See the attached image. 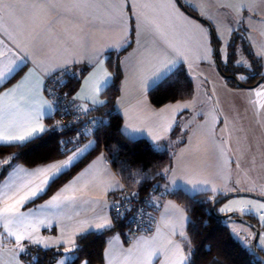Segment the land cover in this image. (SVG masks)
I'll list each match as a JSON object with an SVG mask.
<instances>
[{
  "label": "crops",
  "instance_id": "crops-1",
  "mask_svg": "<svg viewBox=\"0 0 264 264\" xmlns=\"http://www.w3.org/2000/svg\"><path fill=\"white\" fill-rule=\"evenodd\" d=\"M220 1L223 4L229 3V0ZM5 2L19 5V8L16 10L14 20H0V54L9 52L7 59H0V66L13 56H20L23 53H27L31 63L24 73L0 88V92L8 91L21 81L22 88L17 95L37 90L40 88L39 81L43 80L45 84L47 75L70 65H79L88 66V70L75 96L81 93L82 89H85V92L81 94L92 95L95 81L103 78L105 73L110 74L109 85L113 82L114 74L106 62L107 54L110 51L123 50L120 56L123 74L114 108L123 117L124 133L134 139L145 138L156 146L177 149V152H172L174 161L172 168L167 172L166 182L154 193L156 200L160 201V206L151 224V232L138 233L129 243L124 241L121 234L113 233L107 240L104 261L101 264H109L110 261L111 264H119V254L129 250L133 254L128 258V264H136L140 252L134 245L138 240L145 239L154 242V247L159 250V255L153 256L152 264H172L178 250L188 257L185 241L190 215L185 207L169 196V193L181 189L191 195L209 193L215 197L223 192L239 190L238 187L231 188L233 179L231 173L237 166L235 156L238 152H235V155L233 152H226L224 140L215 136L214 112L206 118L193 117L194 93L191 98L156 106L152 103L149 92L155 86L152 83L154 75L167 62H176L173 71L180 66H185L189 72V66L192 65H212L215 57L210 28L197 16L184 10L177 0H5ZM182 2L186 6H191L198 16L209 21H212L208 17L209 10H217L216 0ZM52 4L57 6L55 11H49L44 7ZM2 15L3 13H0V16ZM120 16L123 17L122 20L114 19ZM13 41L20 45L19 49L14 46ZM204 42L211 46V54L207 59L202 58L205 55L202 47ZM121 44L123 46L118 47ZM49 69H53L50 74ZM28 70H33L35 75L22 80ZM86 80L89 81L87 86ZM106 88L96 97L103 101V104L107 100L103 95ZM37 99L50 101L45 91H40ZM54 112L55 107L53 115ZM189 117L194 121H190ZM48 120L49 118L45 117L42 123L49 129ZM193 124L194 129L190 133L189 126ZM180 133L186 135V140L180 139L175 142ZM90 141L93 142V148L96 141L90 139L74 150L83 148ZM92 148L85 152L83 157ZM72 152L73 150L68 155ZM68 155L34 167L23 163L15 164L0 181V201L3 200L2 194L8 191L6 185L17 180L18 175L22 176V173L18 174V169L32 171L65 160ZM1 166L0 158V169ZM65 185L82 189L75 192L77 201L57 215L46 210L40 219H44L45 215L48 218L44 219V223L37 224V230L32 233L34 239L51 242L50 246L44 247L28 239L21 241L24 248L30 244L42 248H63L64 254L55 264H60L61 261L67 264L69 261L67 256L72 255L65 251L70 247L69 244H57L55 241L74 238L77 243L78 236L73 237L72 233L80 222L90 221L96 213L102 212L111 221L110 228L113 227L112 204L115 198L111 195L126 190L125 183L114 170L106 153L102 151L49 196L44 197L48 189L46 194L26 204L21 211L29 212L46 204ZM192 185H196L199 190H194ZM246 202L238 204L222 202L218 205V211L221 214L240 211L239 206L243 207ZM3 206L4 204L0 202V207ZM226 207L237 210L222 212L221 209ZM225 220L241 223L232 218ZM229 227L231 229V225ZM104 230L106 229H93L89 232ZM254 234L253 231V236ZM13 250H16L14 237L8 236L3 224L0 223V262L15 264L11 260ZM113 252L115 255L110 256L109 253ZM17 259L19 264H30L24 259L23 253H19Z\"/></svg>",
  "mask_w": 264,
  "mask_h": 264
},
{
  "label": "trees",
  "instance_id": "trees-1",
  "mask_svg": "<svg viewBox=\"0 0 264 264\" xmlns=\"http://www.w3.org/2000/svg\"><path fill=\"white\" fill-rule=\"evenodd\" d=\"M186 7L191 13L196 14L191 6L187 5ZM236 44V38H234L229 46L228 63H221L223 71L227 74H236L247 70L245 67L235 64ZM122 52L123 50L120 52L110 51L107 54L106 62L114 77L113 82L103 92L107 100L102 108L107 113L108 119L104 127L94 134L95 146L82 158V162L62 176L44 197L49 196L94 156L104 151L129 192L138 194L141 199L151 195L160 206V201L156 200L154 193L162 188L166 182L167 172L173 166L174 155L172 150L174 151V148L156 146L145 138L134 139L124 133L123 117L114 108L115 100L120 92V82L123 74L120 65ZM252 53L249 52L256 66V70L253 71H259L261 68L260 61ZM75 66L77 68L76 72L66 76L64 87L71 94L77 92L88 70V66ZM225 79L229 84L237 85L233 80ZM252 82L253 80L246 81L248 84ZM193 93L194 82L186 67L180 66L173 71L169 79L158 86L155 85L150 90L149 96L154 105L161 106L171 101L190 98ZM57 119L58 115L55 113L53 118L48 120L50 123L49 131H46L41 138L33 140L26 146L0 148L2 161L11 157L8 164L2 163L0 181L17 163H23L29 167L38 166L61 159L78 147L66 142V136L70 131L53 127L56 125ZM65 152L66 154H62ZM124 193V191L112 193L111 197L115 200H123ZM169 196L185 207L190 215L185 241L189 264H262L263 259L253 253L250 247H247L233 236L225 220L211 212V205L216 196L214 197L209 193L191 195L181 189L170 192ZM113 211L112 209V213ZM216 211L220 213L218 207ZM245 214L250 218L256 217L252 214ZM125 215H127V218H131L133 213L126 212ZM155 215L156 213H151V223ZM113 217L114 225L112 228L101 232H88L84 237L78 236V248L71 253L74 259L69 260L67 264H81L83 261H86L87 264L103 263L107 240L115 232L121 234L124 241L129 243L128 236L131 227L127 223V218ZM260 252L264 254L262 250ZM63 254V248H42L31 244L27 245L23 252L24 259L30 264H55L56 260Z\"/></svg>",
  "mask_w": 264,
  "mask_h": 264
},
{
  "label": "snow or ice",
  "instance_id": "snow-or-ice-1",
  "mask_svg": "<svg viewBox=\"0 0 264 264\" xmlns=\"http://www.w3.org/2000/svg\"><path fill=\"white\" fill-rule=\"evenodd\" d=\"M49 11H55L56 5H45ZM73 7H78V5H73ZM122 7V6H117ZM19 5H14L11 3H6L5 0H0V13H3L0 16V20L8 19L14 20L17 15V9ZM114 19L122 20L123 17ZM14 46L19 49L20 45L15 44ZM123 45H118L122 47ZM204 48L205 55L203 59H207L211 54V46L209 43L204 42L202 44ZM21 51H23L21 49ZM9 57V52H4L0 54V59H7ZM29 63H31V58L27 53H23L20 56H13L11 59H8L6 63L0 66V88L5 87L11 80H14L21 73L25 72V69L28 68ZM243 61H237L238 65H243ZM175 61H170L165 64L157 71L154 75L152 83L155 85L162 84L165 80L169 79L170 75L173 73L175 68ZM64 67V66H58ZM53 69H49V74ZM65 71L67 69L65 68ZM35 75L33 70H28L26 75L22 77L27 79ZM74 75V74H73ZM92 79L91 77L89 78ZM110 74L105 73L103 78L95 81L93 85L92 95L81 94L85 92V89L81 90V93H78L73 100H90L93 105L103 104V101L97 99L96 97L101 92L102 89L109 86ZM89 83L88 80L85 81L87 86ZM65 81L61 80L59 85L64 86ZM40 88L37 90L30 91L28 93H23L17 95L18 91L22 88V81L18 82L15 86L8 89V91L0 92V148L5 146L10 147H24L33 140L39 139L42 137V134L49 129L42 123V120L47 117L49 119L53 118L54 111V101L48 100H39L38 97L40 91H47L48 94L52 97H56V93L53 89L45 86L44 81H39ZM257 96L264 95L262 92H257ZM185 107H187L185 105ZM78 111L87 113L89 108L84 105H76ZM64 114H67V110ZM103 124V121H97L96 126L99 127ZM59 127V125H54ZM93 142L90 141L83 148L78 150H73L71 155L67 156V159L62 160L56 163H50L46 166L38 167L32 171H26L21 168L18 169V174L22 173V176L18 175L17 180H14L11 184L6 185L8 191H5L3 195V200L0 201L4 204L3 207H0V223L3 224L4 230L7 235L14 237V242L16 244V250H13L11 260L15 264H19L17 256L19 253H23L25 248L21 244V241L28 239L35 244H42L44 247H49L51 242L44 241L41 239H34L32 233L37 230L36 225L44 223V219L48 217L45 215L44 219H40L41 215H44L46 210L54 215L59 214L65 208L73 205L78 197L75 195L76 191L82 189H74L69 185H65L60 191L52 196V198L43 205H40L38 208L29 211L23 212V208L26 204L34 202L36 198L46 194L47 190L55 185L62 176L66 175L68 171L78 166L82 162L81 157L92 148ZM62 154H66L62 153ZM9 159L3 160V164H8ZM79 179V178H77ZM18 181V182H17ZM175 183V181L173 182ZM191 183V182H189ZM194 190L197 189L196 185H192ZM8 201H12L8 203ZM250 203V202H249ZM264 209V203H261L258 206V210ZM234 211L237 209L233 208H224L221 211ZM240 211H245V209H239ZM177 211H179L177 209ZM31 218V219H30ZM264 220V217H261ZM86 225V227H85ZM111 227V221L101 212L96 213L95 216L90 221H83L76 225L75 231L72 233V236H81L84 237L88 234L89 231L103 230ZM31 229V231H29ZM57 244L65 243L69 244L70 247L65 251L66 253H72L75 249L78 248V245L74 238L64 239L55 241ZM171 244V241L168 242ZM134 247L140 252V255L137 258L136 264H152L153 256L159 255V250L154 247V242L148 240H138ZM132 251L119 254V264H128V258L132 256ZM110 256L115 255V253H109ZM67 259L72 260L74 257L68 255ZM188 257L185 256L182 252H177L176 259L172 264H187ZM3 264V262H0ZM63 264V261L60 262ZM87 264V262H85ZM111 264V261L109 262Z\"/></svg>",
  "mask_w": 264,
  "mask_h": 264
},
{
  "label": "rangeland",
  "instance_id": "rangeland-1",
  "mask_svg": "<svg viewBox=\"0 0 264 264\" xmlns=\"http://www.w3.org/2000/svg\"><path fill=\"white\" fill-rule=\"evenodd\" d=\"M216 2L217 10H209L208 17L212 19L210 22L219 40L220 62L228 63L229 46L236 38L235 64L243 61L241 66L253 72L256 66L249 54L253 52L260 61L259 73L264 76V0H229L228 4H223L220 0ZM188 73L194 82L193 117L206 118L214 112L215 136L224 140L226 152H233L234 155L238 152L235 156L237 166L231 173V188L238 187L239 190L264 196V95H256L257 92L264 93V81L254 88L231 85L219 72L215 61L212 65L189 66ZM194 125L189 126L190 133L193 132ZM185 137L184 133H180L175 142L186 140ZM172 152H177V149L174 148ZM225 193L227 192H223ZM245 201L247 202L243 207L239 206L240 209L247 208L242 212L255 215L264 222L261 219L264 216L259 214L264 209L258 210L264 200L238 195L224 202L238 204ZM225 222L231 225L233 236L251 249L253 230L248 225L235 223L233 220ZM258 248L264 252V234L260 235Z\"/></svg>",
  "mask_w": 264,
  "mask_h": 264
},
{
  "label": "built area",
  "instance_id": "built-area-1",
  "mask_svg": "<svg viewBox=\"0 0 264 264\" xmlns=\"http://www.w3.org/2000/svg\"><path fill=\"white\" fill-rule=\"evenodd\" d=\"M65 68L67 71H65ZM61 68L56 72L45 77V86L55 91L56 97L46 95L50 101H54L55 112L58 115L56 125L63 131H70L66 136V142L79 146L86 141L93 139L95 132L104 127L107 122L108 115L101 105H93L85 100H73L75 94H71L64 89L66 84V76L76 72V66L70 65ZM65 81L64 86H60L59 82ZM76 105H84L89 108L87 113L78 111ZM67 110V114H64ZM97 121H103L99 127L96 126ZM123 200H115L112 204L113 216H121L127 218L126 212H131V218H127V223L131 227L128 240H132L135 235L142 232H151L150 215L157 213L159 204L151 195L145 196L144 199L139 198L138 194L131 193L126 188ZM250 209V208H249ZM264 216V212L260 213ZM264 232V229L262 230Z\"/></svg>",
  "mask_w": 264,
  "mask_h": 264
},
{
  "label": "water",
  "instance_id": "water-1",
  "mask_svg": "<svg viewBox=\"0 0 264 264\" xmlns=\"http://www.w3.org/2000/svg\"><path fill=\"white\" fill-rule=\"evenodd\" d=\"M177 1L184 10L191 13L187 9L186 5L182 2V0H177ZM191 14H193V13H191ZM193 15L197 16V18L199 20L204 22L210 28L211 33H212L213 44H214L215 64H216L219 72L225 78L233 80L240 87H250V88L257 87L258 85H260L264 81V76H262L255 83L248 84L233 74L225 73L223 71L222 64L220 62V52H219V48H218V40H217V37L215 36L212 23L209 20H207L206 18L198 16L197 14H193ZM238 195L251 196V197H255V198L264 200V196L257 194L255 192L245 191V190H234V191H230V192H227L225 194H221V195L217 196L215 198V200H213V202H212L211 212L221 219L225 220L228 218H232L234 220H237L241 223L248 225L255 233L253 241L251 243V250L258 257H260L261 259L264 260V254H262L258 248V241H259L260 235L262 233V230L264 229V222H262L258 217L250 218V217L246 216L245 213L240 212V211L229 212V213H225V214L217 213V211H216V208L218 207V205L220 203L224 202L225 200H227L233 196H238Z\"/></svg>",
  "mask_w": 264,
  "mask_h": 264
},
{
  "label": "flooded vegetation",
  "instance_id": "flooded-vegetation-1",
  "mask_svg": "<svg viewBox=\"0 0 264 264\" xmlns=\"http://www.w3.org/2000/svg\"><path fill=\"white\" fill-rule=\"evenodd\" d=\"M259 72L260 71H253L252 72L249 69H247L246 71L237 72L236 74H233V73H228V74H233V75L239 77L244 82H246L248 80H253L252 83H255L260 77H262ZM252 83H249V84H252Z\"/></svg>",
  "mask_w": 264,
  "mask_h": 264
}]
</instances>
